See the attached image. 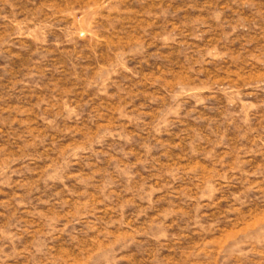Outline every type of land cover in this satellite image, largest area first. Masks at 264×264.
<instances>
[{"label":"rangeland","instance_id":"374dc122","mask_svg":"<svg viewBox=\"0 0 264 264\" xmlns=\"http://www.w3.org/2000/svg\"><path fill=\"white\" fill-rule=\"evenodd\" d=\"M0 264H264V0H0Z\"/></svg>","mask_w":264,"mask_h":264}]
</instances>
